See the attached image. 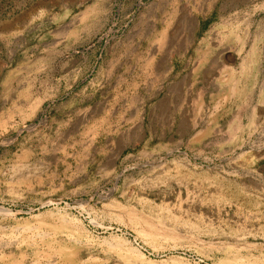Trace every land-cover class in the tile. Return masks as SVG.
Here are the masks:
<instances>
[{"label": "rangeland", "instance_id": "rangeland-1", "mask_svg": "<svg viewBox=\"0 0 264 264\" xmlns=\"http://www.w3.org/2000/svg\"><path fill=\"white\" fill-rule=\"evenodd\" d=\"M0 264H264V0H0Z\"/></svg>", "mask_w": 264, "mask_h": 264}, {"label": "water", "instance_id": "water-1", "mask_svg": "<svg viewBox=\"0 0 264 264\" xmlns=\"http://www.w3.org/2000/svg\"><path fill=\"white\" fill-rule=\"evenodd\" d=\"M22 131V130H21Z\"/></svg>", "mask_w": 264, "mask_h": 264}]
</instances>
